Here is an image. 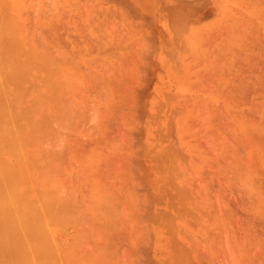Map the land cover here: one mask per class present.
<instances>
[{
	"label": "rangeland",
	"instance_id": "rangeland-1",
	"mask_svg": "<svg viewBox=\"0 0 264 264\" xmlns=\"http://www.w3.org/2000/svg\"><path fill=\"white\" fill-rule=\"evenodd\" d=\"M37 2L12 0L9 3L13 8L6 0H0V23L11 28L16 18L15 22L21 20L17 29L21 26L26 34L32 33L29 35L32 41L28 39L26 43L29 36L21 37L22 30H18L21 42L17 43L27 52L32 48L29 44L36 45L33 54L37 50L42 54L38 59L41 64L36 68L29 65L34 71L27 68L29 74L24 72L25 77L29 75L28 80L24 79L26 85L23 78L21 81L13 77L22 84L10 80L11 88L16 89L15 83L21 86L20 90L22 85L30 89L25 98L19 95L24 96L25 89L19 92L17 88L15 91L19 93L11 94L14 89L5 86L10 100L5 89L3 95L0 88L4 103L12 105L10 115L14 116H10V121L18 128L17 133L20 131L19 138L23 137L18 149L15 145L16 155L13 146L12 149L5 146V150L0 146L1 160L19 161L20 170L17 163L13 166L14 162L0 161L3 173L10 166L13 171L4 173L6 180L11 178L8 181L0 177V188L4 193V189L14 193V198L10 192L7 197L21 213L20 219L9 224L4 220L6 213L1 211L0 219L4 221L0 220V234L6 233L7 229L1 230L6 224L15 225V233L23 235L20 240L36 250L29 249L30 254L34 253L30 255L33 264H176L175 258L182 264H264V0H39V6ZM4 6L9 10H5L9 23L3 17ZM169 6L172 8L168 9ZM170 11L175 14L170 15ZM169 16L177 20L172 21ZM14 36L11 40L6 36L11 47ZM32 57L29 59L36 63L39 57ZM1 58L7 62L3 54ZM8 73L3 76L6 80L12 77ZM55 73L61 79L60 87L56 85ZM6 80L3 85L10 83ZM35 85L46 93L42 92L44 102L42 95L38 96L39 91L35 93ZM49 88L55 89L54 93ZM27 95L35 97V104L39 97L43 117L37 111L41 108L34 110ZM47 95L54 100H47ZM17 99H21L23 106L17 105ZM3 100L0 99V106L2 102L8 110ZM63 109H67L66 113ZM4 116L7 118L9 113ZM3 120H0L2 135L6 126V122L2 125ZM11 124L8 126L13 129ZM7 133L11 132L7 131L3 137L0 134V145H7V139L10 143L16 141L12 139L17 138V133H11L12 138ZM22 159L27 163L28 173L27 169L21 171ZM42 162L47 170L42 171ZM14 171L23 173L22 180ZM26 176L32 177L31 182L37 181L36 187L31 184L33 191L27 184L29 178L24 180L25 184L21 182ZM13 180L18 183L16 188L19 185L22 189L19 194ZM26 191L33 196L28 197ZM52 209L53 213L58 211L55 214L62 210L66 214L55 219L56 215H49ZM40 210L41 215L46 211L49 218L42 219V215L41 222L36 217L31 219L34 224L28 222ZM21 216L27 217V221L21 222ZM43 222L45 228L46 225L51 228L47 234L40 228ZM36 224L39 231L31 230L28 235L20 232L23 225L37 229ZM236 246L243 247L245 253L233 249ZM5 254L0 255V261L4 257L9 264L10 258Z\"/></svg>",
	"mask_w": 264,
	"mask_h": 264
},
{
	"label": "bare ground",
	"instance_id": "bare-ground-1",
	"mask_svg": "<svg viewBox=\"0 0 264 264\" xmlns=\"http://www.w3.org/2000/svg\"><path fill=\"white\" fill-rule=\"evenodd\" d=\"M11 1H12V0H6V2H8L7 4H9V5H11V4L9 3V2H11ZM41 1H42V0H41ZM38 2H39V0H38ZM38 2H37V4H38ZM230 2H231V1H230ZM39 3H40V2H39ZM43 3H44V1H43ZM259 3H260V2H259ZM261 3H262V1H261ZM4 4H6V3H4ZM233 4H234V3H233ZM11 6L14 8L13 5H11ZM24 6H25V5H24ZM38 6H39V4H38ZM230 6H231V5H230ZM4 7H5V6H4ZM44 7H46L45 4H44ZM261 7H262V6H261ZM10 8H11V7H10ZM42 8H43V7H42ZM90 8H91V7H90ZM96 8H97V7H96ZM167 8H168V7H167ZM171 8H172V6H169L168 9H171ZM173 8H174V7H173ZM11 9H12V8H11ZM37 9H38V8H37ZM54 9H55V8H54ZM233 9H234V8H233ZM247 9H248V8H247ZM5 10H8V7H7V8H6V7L4 8V16H3V17L6 18V20H7V19L9 18V16L7 15V13L5 14ZM14 10H15V9H14ZM23 10H24V9H23ZM38 10H39V9H38ZM40 10H41V9H40ZM91 10H92V9H91ZM172 10H174V9H172ZM242 10H244V9H242ZM8 11H9V10H8ZM8 11H7V12H8ZM168 11H169V10H168ZM175 11H176V9H175ZM180 11H181V10H180ZM180 11H178V12L180 13ZM172 12H173V14H175L174 11H172ZM172 12L170 11V15H172V14H171ZM183 12H184V11H183ZM225 12H226V11H225ZM248 13H249V12H248ZM8 14H9V12H8ZM168 14H169V13H168ZM176 14H177V13H176ZM193 14H194V13H193ZM5 15H6V17H5ZM9 15H10V14H9ZM82 15H83V14H82ZM177 15H178V14H177ZM186 15H187V14H186ZM188 15H189V14H188ZM7 16H8V17H7ZM172 16H173V15H172ZM172 16H171V17H172ZM180 16H181V15H180ZM34 17H35V16H34ZM43 17H44V16H43ZM169 17H170V16H169ZM171 17H170V18H171ZM36 18H37V15H36ZM170 18H169V19H170ZM173 18H174V17L171 18L172 21H173ZM176 18H177V17H176ZM187 18H188V17H186V19H187ZM189 18H190V17H189ZM189 18H188V19H189ZM16 19H17V18H16ZM16 19L14 20V24H12L13 27H11V28H14V29H11L9 24H8V25H9V28H10V29L7 28V27H4V25L0 23V44L2 43V45H0V51L4 50V52H6L5 55H4V52H3L2 54H3V56H4V59L7 60V62L4 61V60L2 61V60H1V59H2V58H1V57H2V54L0 53V56H1V57H0V58H1V59H0V62H2V64H0V65L3 67V69L5 68L3 71H5L6 73H7V71H8V72H9L8 75L10 74V75L12 76V77L9 76V78L7 77V78H8V79H7L8 81L13 80L15 83H21V81H22L21 79L23 78L22 83H23L24 85H26V84H25L26 81H25L24 79H27V80H28V78H29L28 76H29V75H27V76L25 77L24 72L27 71L28 69H32V72H33V71H34V70H33L34 68H30V66H32V67L35 66V68H36V67L38 66V64L40 63L39 61H41V60L38 61V59H41V55H42V54L39 53L38 50L35 51V55L33 54V53H34L33 51L36 50V47H35L36 45L34 46V45L32 44V45L35 47V49H34L33 46L29 44V46L32 47L33 50H32V48L29 47L32 51L29 49L30 52H27L26 49H23V46H20V45H21L20 43H19V44L17 43L18 40L21 42V39H18V38H19V36H18V30H22V33H23V34H21V37H23V35L26 34L27 31L24 32V30H23L24 28L22 27V28H23V29H22L21 26H18L20 29H17L16 24L19 25L20 23H22V21L20 20V23L18 22L19 20H18L17 22H15ZM37 19H38V18H37ZM82 19H83V18H82ZM179 19H180V18H179ZM190 19H191V18H190ZM8 20H9V19H8ZM8 20H7V21H8ZM38 20H39V19H38ZM38 20H37V21H38ZM174 20H175V18H174ZM176 20H177V19H176ZM176 20H175V21H176ZM180 20H181V19H180ZM9 21H10V20H9ZM9 21L6 22V23H9ZM39 21H40V20H39ZM115 21H116V20H115ZM115 21H114V22H115ZM175 21H174V23H175ZM220 21H221V20H220ZM81 22H82V21H81ZM187 22H188V20H187ZM18 23H19V24H18ZM38 23H39V22H38ZM82 23H83V22H82ZM178 23H179V22H178ZM182 23H183V22H182ZM182 23H181V24H182ZM229 23H230V22H229ZM10 24H11V23H10ZM187 24H188V23H187ZM219 24H220V23H219ZM81 25H82V24H81ZM170 25H171V24H170ZM176 25H177V24H176ZM176 25H175V26H176ZM179 25H180V23H179ZM183 25H184V24H183ZM87 26H88V25H87ZM177 26H178V25H177ZM193 26H194V25H193ZM221 26H222V25H221ZM178 27H179V26H178ZM180 27H181V26H180ZM184 27H185V26H184ZM186 27H187V26H186ZM196 27H198V26H196ZM196 27H195V29H196ZM15 28H16V29H15ZM175 28H177V27H175ZM42 29H43V28H42ZM86 29H87V28H86ZM177 29H178V28H177ZM179 29H180V28H179ZM179 29H178V30H179ZM12 30H13V32H12ZM14 30H15V31H14ZM178 30H177V31H178ZM202 30H203V29H202ZM16 31H17V32H16ZM36 31H37V29H36ZM36 31H35V32H36ZM42 31H44V29H43ZM186 31H187V30H186ZM193 31H194V29H193ZM5 32L7 33V35H9V39H10V40H11L10 37H13V35H15V36H14L15 38L18 36V37L16 38L17 40L14 38V42H12V41H13V38H12V41H11V42L14 43V46L12 45V47H11V45H10V40H9V41L7 40V38H8V37H6L7 35L4 36V35H5V34H4ZM14 32H16V33H14ZM19 32H20V31H19ZM148 32H149V31H148ZM179 32H180V31H179ZM194 32H195V31H194ZM194 32H192V33H194ZM196 32H197V31H196ZM214 32H215V31H214ZM13 33H14V34H13ZM28 33H29V32H28ZM40 33H41V32H40ZM87 33H88V32H87ZM189 33H190V32H189ZM199 33H201V30H200ZM199 33H198V34H199ZM218 33H220V32H218ZM231 33H232V32H231ZM12 34H13V35H12ZM31 34H32V33H31ZM31 34H29V35L31 36ZM34 34H35V33H34ZM208 34H210V33L208 32ZM211 34H212V33H211ZM215 34H216V33H215ZM224 34H225V33H224ZM26 35H28V34H26ZM29 35H28V36H29ZM37 35H38V34H36V37L38 38L39 36H37ZM45 35H46V34H45ZM134 35H135V34H134ZM192 35H194V34H192ZM206 35H207V33H206ZM24 36H25V35H24ZM30 36L25 38L26 41H25V40H24V41H25L26 43H27V41H30V40H28V39H31ZM41 36H42V35H41ZM178 36H179V35H178ZM183 36H184V35H183ZM201 36H202V35H201ZM4 37H5V38H4ZM44 37H45V36H44ZM148 37H149V36H148ZM195 37H196V36H195ZM197 37H198V36H197ZM253 37H254V35H253ZM253 37H252V38H253ZM37 38H36V39H37ZM115 38H116V37H115ZM179 38H180V37H179ZM52 39H53V38H52ZM5 40L8 42V45H7V44L5 45V43H6ZM33 40H35V39H33ZM37 40H38V39H37ZM37 40H36V41H37ZM134 40H135V39H134ZM134 40H133V41H134ZM31 41H32V39H31ZM178 41H179V40H178ZM184 41H185V40H184ZM186 41H187V40H186ZM240 41H241V40H240ZM39 42H40V40H39ZM43 42H44V40H43ZM100 42H101V41H100ZM100 42H99V43H100ZM12 43H11V44H12ZM46 43H48V42H46ZM64 43H65V41H64ZM135 43H136V42H135ZM197 43H198V42H197ZM197 43H196V45H197ZM15 44H17V45H15ZM40 44H41V43H40ZM40 44H37V45L40 46ZM44 44H45V43H44ZM48 44H49V43H48ZM41 45H43V44H41ZM180 45H181V44H180ZM192 45H193V44H192ZM200 45H201V44H200ZM1 46H2V47L4 46V48L2 49ZM5 46H6V47H9V46H10L11 48L14 49V51L12 50L13 52H9V53H8V52H7L8 49H9V51H11V48H7V49H5ZM15 46L18 47V48L16 49ZM37 47H38V46H37ZM48 47H49V46H48ZM51 47H52V46H51ZM184 47H185V45H184ZM190 47H191V44H190ZM190 47H189V48H190ZM20 48H21V49H20ZM52 48H53V47H52ZM54 48H55V47H54ZM174 48H176V47H174ZM179 48H180V47H179ZM185 48H186V47H185ZM248 48H249V47H248ZM15 49H16V50H19V49H20V51H15ZM38 49H39V47H38ZM140 49H141V48H140ZM172 49H173V48H172ZM177 49H178V48H177ZM177 49H176V50H177ZM183 49H184V48H183ZM249 49H250V48H249ZM249 49H248V50H249ZM21 50H22V51H21ZM50 50H51V49H50ZM54 50H56V49H54ZM173 50H174V49H173ZM190 50H192V49L190 48ZM244 50H247V49H244ZM24 51H26V52L29 53L31 56H33V57H32L33 59H36V57H39V58L36 59V60L38 61V63H37V61H36V63H35V60H34V61H33V60H30L29 58H31V56H30L29 54H25ZM51 51L53 52V49H52ZM51 51H50V52H51ZM58 51H59V50H58ZM60 51H61V50H60ZM171 51H172V50H171ZM187 51H188V50H187ZM15 52L18 53V54H16ZM52 52H51V53H52ZM67 52H68V51H67ZM130 52H131V51H130ZM167 52H168V51H167ZM175 52H176V51H175ZM175 52H174V53H175ZM178 52H179V51H178ZM182 52H183V51H182ZM184 52H185V51H184ZM244 52H245V51H244ZM10 53H11V54H10ZM13 53H14V54H13ZM21 53H22V57H23V58L20 57V56H21V55H20ZM36 53H37V54H36ZM56 53H57V52H56ZM63 53H64V52H63ZM63 53H62V54H63ZM65 53H66V52H65ZM69 53H71V52H69ZM245 53H246V52H245ZM251 53H252V52H250V54H251ZM12 54H13V55H12ZM24 54H25V55H24ZM39 54H41V55L39 56ZM169 54H170V53H169ZM179 54H180L179 56L182 57V53L179 52ZM215 54H216V53H215ZM248 54H249V53H248ZM250 54H249V55H250ZM28 55H29V56H28ZM135 55H136V54H135ZM135 55H134V56H135ZM170 55H171V54H170ZM246 55H247V54H246ZM258 55H259V54H258ZM17 56H18L20 59H23V60H20L19 58H17ZM24 56H25V57H24ZM34 56H35V57H34ZM202 56H203V55H202ZM244 56H245V55H244ZM255 56H256V55H255ZM15 57H16V58H15ZM46 57H47V56H46ZM54 57H55V56H54ZM174 57H175V56H174ZM60 58H61V57H60ZM68 58H69V57H68ZM198 58H199V57H198ZM15 59H16V60H15ZM17 59H19V60L21 61V63L19 62V60H18V62H19V63H18V62H17ZM26 59H27V60H26ZM42 59H43V58H42ZM47 59H48V57H47ZM47 59H46V61H50V60H51V59H50V60H47ZM53 59H54V58H53ZM125 59H126V58H125ZM187 59H188V58H187ZM201 59H202V58H201ZM262 59H263V58H262ZM28 60H29V62H31L30 64H28V63H29ZM44 60H45V59H44ZM136 60H137V59H136ZM22 61H24V62H22ZM26 61L28 62V63H27L28 66H26V65H27V64H26ZM46 61H45V62H46ZM54 61H55V59H54ZM54 61H53V62H54ZM122 61H123V60H122ZM168 61H169V60H168ZM4 62L7 63V65H5ZM32 62H33V63H32ZM42 62H43V60H42ZM56 62H57V61H56ZM56 62H55V64H57ZM128 62H129V61H128ZM253 62H254V61H253ZM47 63H48V62H47ZM65 63H66V62H65ZM70 63H71V62H70ZM250 63H251V62H250ZM262 63H263V61H262ZM40 64H41V63H40ZM44 64H45V63H44ZM150 64H151V63H150ZM169 64L171 65V63H169ZM4 65H5L6 67H5ZM20 65H21V66H20ZM22 65H23V66H22ZM29 65H30V66H29ZM36 65H37V66H36ZM49 65H52V64L50 63ZM71 65H72V64H71ZM175 65H177V64L175 63ZM24 66H26V67H24ZM45 66H46V65H45ZM56 66H57V68H58V67H60V64H59V66H58V64H57ZM221 66H222V65H221ZM244 66H245V65H244ZM2 67H1L0 69H2ZM7 67H8V69H7ZM167 67H168V66H167ZM25 68H26V69H25ZM27 68H28V69H27ZM44 68H45V67H44ZM53 68H54V67H53ZM57 68H56V69H57ZM102 68H103V67H102ZM6 69H7V70H6ZM24 69H25V70H24ZM47 69H48V68H47ZM54 69H55V68H54ZM71 69H72V68H71ZM71 69H70V70H71ZM186 69H187V68H186ZM23 70H24V71H23ZM37 70H39V69L37 68ZM67 70H68V69H67ZM152 70H153V69H152ZM3 71H0V73H3V75L1 74L2 76L0 75V79L2 78V79H1V82H0L1 85H3V83H4L5 80H6V77H5V78L3 77V76H5L4 74H6V73H4ZM45 71H46V69H45ZM47 71H48V70H47ZM52 71H53V70H52ZM58 71H59V70H58ZM75 71H76V70H75ZM93 71H94V70H93ZM263 71H264V70H263ZM263 71H262V73H263ZM59 72H60V71H59ZM59 72H58V73H59ZM105 72H106V71H105ZM128 72H129V71H128ZM26 73H28V71H27ZM48 73L51 75L50 72H48ZM53 73H54V72H53ZM53 73H52V74H53ZM61 73H62V72H61ZM64 73H65V72H64ZM64 73H62V74H64ZM67 73H69V72H67ZM72 73L74 74L75 72L72 71ZM92 73H93V72H92ZM159 73H160V72H159ZM175 73H176V72H175ZM28 74H29V73H28ZM44 74H46V73L44 72ZM65 74H66V73H65ZM177 74H178V73H177ZM6 75H7V74H6ZM36 75H37V74H36ZM55 75H56V77H57V81H56V77H55V82H58V83L56 84V85H58V84L60 83L59 81H60L61 79L58 78L57 73H55ZM59 75H60V74H59ZM69 75H70V74H69ZM215 75H216V74H215ZM262 75H263V74H262ZM40 76H41V75H40ZM75 76H76V75H75ZM178 76H179V75H178ZM253 76H255V75H253ZM256 76H257V75H256ZM260 76H261V75H260ZM13 77H14V78H18L17 80L20 79L21 81H20V82H19V81L16 82L17 80L14 79ZM20 77H21V78H20ZM27 77H28V78H27ZM44 77H45V76H44ZM44 77H42L41 80H42ZM243 77H244V76H243ZM263 77H264V76H263ZM10 78H12V79H10ZM37 78H38V77H37ZM52 78H54V76H52ZM244 78H245V77H244ZM44 79H46V77H45ZM67 79H68V78H67ZM212 79H213V78H212ZM245 79H246V78H245ZM7 80H6V82H8ZM15 80H16V81H15ZM29 80H30V79H29ZM37 80H40V79H37ZM46 80H47V79H46ZM58 80H59V81H58ZM209 80H210V79H209ZM13 81H12V82H13ZM24 81H25V82H24ZM53 81H54V79H53ZM62 81H64V79H63ZM260 81H261V80H260ZM46 82H47V81H46ZM8 83H9V82H8ZM8 83H7V84L5 83L6 85H3L4 87H3V86H0V88H1V90H2V91H1V90H0V91L3 92V93H2L3 95H5L6 92H7L5 86L9 87V89H10V88H11V87H10V84H11V85L13 84V83H11V81H10L9 84H8ZM15 83H14L13 86H16V89H17L18 87H21V86H18V87H17L18 84L16 85ZM22 83H21V84H22ZM26 83H27V82H26ZM43 83H45V82H43ZM48 83H49V82H48ZM48 83L46 84L47 86H48ZM80 83H81V82H80ZM130 83H131V82H130ZM21 84H20V85H21ZM28 84H29V83H28ZM49 84H50V83H49ZM126 84H127V83H126ZM42 85H43V84H42ZM42 85H41V86H42ZM44 85H45V84H44ZM59 85H60V84H59ZM59 85H58V86H59ZM127 85H128V84H127ZM154 85H155V84H154ZM181 85H182V84H181ZM203 85H204V84H203ZM205 85H206V83H205ZM39 86H40V85H39ZM39 86H37V85L34 86V87H35V93H36V91H37V92L39 91V89H37ZM49 86H50V85H49ZM58 86H55V87L57 88ZM81 86H82V85H81ZM232 86L234 87V84H233ZM240 86H241V85H240ZM25 87H26V86H25ZM52 87H53V86H52ZM59 87H60V86H59ZM181 87H182V86H181ZM238 87H239V86H238ZM254 87H255V86H254ZM259 87H260V86H259ZM47 88H48V87H47ZM117 88H118V87H117ZM121 88H122V87H121ZM4 89H5V94H4ZM7 89H8V88H7ZM12 89H14V91L16 90L15 87H14V88L12 87L11 90H12ZM23 89H25V90L23 91V92H24L23 95H24V94L26 95V92L29 94L30 89L27 88V90H26V88H23V85H22V89H21V90H20V88H18L17 90H18V91L20 90L19 92H21ZM32 89H33V88H32ZM49 89H50V88H49ZM103 89H104V88H103ZM103 89H102V90H103ZM263 89H264V88H263ZM11 90H10V91H11ZM28 90H29V91H28ZM33 90H34V89H33ZM51 90H52V91H51ZM119 90H120V89H119ZM126 90H127V89H126ZM206 90H207V89H206ZM213 90H214V89H212V91H213ZM235 90H237V89H235ZM256 90H257V89H256ZM14 91L12 90L11 94H12V93H13V94H15V93H19L18 91H15V92H14ZM50 91H51L50 93H54L53 91H55V89L52 88V89H50ZM207 91H208V90H207ZM247 91H249V90H247ZM251 91H252V89H251ZM1 92H0V93H1ZM42 92H43V91H42ZM42 92H41V90H40V91L38 92V96L42 95V98H41V99H43V101L41 100V102H44L43 93H44V95H45L46 93H45V92L42 93ZM203 92H204V91H203ZM7 93H8V92H7ZM41 93H42V94H41ZM249 93H250V91H249ZM36 94H37V93H36ZM210 94H211V93H210ZM3 95L0 94L1 97H2ZM8 95H9V96H7V94H6V97H7V99H8V97H9V99H10V96H11V95H10V94H8ZM19 95H20V97L25 98V95L22 96L20 93H19ZM89 95H90V94H89ZM126 95H127V94H126ZM16 96H17V94H16ZM16 96H15V97H16ZM27 96H28V95H27ZM36 96H37V95H36ZM38 96H37V97H38ZM232 96H233V95H232ZM244 96H245V94H244ZM17 97L20 98L19 96H17ZM37 97H36V98H37ZM51 97H52V95H51L50 97L47 95L46 98H47V100H48L49 98H50V100H54V98H53V97L51 98ZM89 97H90V96H89ZM236 97H237V96H236ZM23 98H22V100H21V99H17L18 101L16 100V101H17V105H19V104L22 105L21 103L25 102V100H24ZM28 98H29V101H30V104L32 105V107L34 106V107H33L34 110H35V109H38V108H41L42 103H40V99H39V97H38V100H39V101L36 99L38 104H35V102H33V101H35V100H34L35 97L33 98V95H32V97H31V95H29ZM30 98H31V99L33 98V100H30ZM46 98H45V99H46ZM103 98H104V97H103ZM224 98H225V97H224ZM234 98H235V97H234ZM245 98H246V97H245ZM0 99L3 100V97L0 98ZM66 99H67V98H66ZM248 99H249V97H248ZM10 100H11V99H10ZM20 100H21V101H20ZM23 100H24V101H23ZM27 100H28V99H27ZM62 100H64V99H62ZM104 100H105V98H104ZM133 100H134V99H133ZM4 101H6V99L3 100V103H4ZM19 101H20L21 103H20ZM22 101H23V102H22ZM259 101H260V100H259ZM259 101H258V102H259ZM18 102H19V103H18ZM32 102H33L34 104H33ZM51 102H52V101H51ZM61 102H63V101H61ZM65 102H66V100H65ZM5 103H6V102H5ZM5 103H4V104H5ZM46 103H47V102H46ZM226 103H227V102H226ZM263 103H264V102H263ZM24 104H25V103H24ZM47 104H49V103H47ZM62 104H63V103H62ZM68 104H69V103H68ZM208 104H209V103H208ZM238 104H239V103H238ZM247 104H248V103H247ZM256 104H257V103H256ZM256 104H255V105H256ZM260 104H261V103H260ZM2 105H3V104H2V102H1V106H2ZM5 105H7V107H8V103H6ZM10 105H11V104H10ZM15 105H16V104H15ZM31 105H28V106H31ZM59 105H60V104H59ZM88 105H89V104H88ZM209 105H210V104H209ZM262 105H263V104H262ZM1 106H0V109H1ZM11 106H12V105H11ZM11 106L7 108L8 110H5V109H6V108H5L6 106H2V107H4V109H1L2 111H0V114L4 113L5 115L8 116V113H9V116L6 118V117L4 116V114H3V115H0V116H3V118H4L5 120L7 119L6 121H4L3 118H1V117H0V118L3 120V124H2V125L5 126V124H6V126H5L2 130H5L6 132L8 131V132L14 133V135H15V134L17 133V131H18V128H17L16 126H14L13 121H10V116H12V115L14 114V113H13L12 115H10V114L13 112L12 109H11ZM22 106H23V105H22ZM22 106H21V109L24 108V107L22 108ZM69 106H70V105H69ZM203 106H204V105H203ZM203 106H201V107H203ZM233 106H234V105H233ZM48 107H49V105H48ZM70 107H71V106H70ZM89 107H90V105H89ZM89 107H88V108H89ZM208 107H209V106H208ZM255 107H256V106H255ZM258 107H259V106H258ZM258 107H257V108H258ZM9 108H10V109H9ZM64 108H65V106H64ZM66 108H67V107H66ZM91 108H92V107H91ZM243 108H244V107H243ZM17 109H18V107H17ZM28 109L30 110V107H28ZM33 109H32V110H33ZM89 109H90V108H89ZM207 109H208V108H207ZM245 109H246V108H245ZM253 109H254V108H253ZM18 110H19V109H18ZM40 110H42V108L39 109V110H37V111H39V113H38L37 111H34V112H35V114L38 113V114H40V116L43 117V116H44V113H43V111H40ZM63 110H64V109H63ZM66 110H67V109L64 110L65 113H66ZM87 110H88V109H87ZM255 110H256V109H255ZM258 110H259V109H258ZM258 110H257V111H258ZM3 111H4V112H3ZM30 111H31V110H30ZM64 111H63V112H64ZM89 111H91V110H89ZM93 111H94V110H93ZM207 111H208V110H207ZM249 111H251V110H249ZM5 112H6V113L8 112V113L6 114ZM23 112H25V111H22L21 113H23ZM31 112H32V111H31ZM31 112H29L28 115L31 114ZM34 112H33V113H34ZM36 112H37V113H36ZM63 112H62V113H63ZM236 112H237V111H236ZM26 113H27V112H25V114H26ZM65 113H63V115H64ZM197 113H198V112H197ZM203 113H204V112H203ZM23 114H24V113H23ZM42 114H43V115H42ZM204 114H206V112H205ZM32 115H34V114H32ZM70 115H71V114H70ZM200 115H201V114H200ZM208 115H209V114H208ZM235 115H236V114H235ZM244 115H245V114H244ZM13 116H14V115H13ZM54 116H55V114H54ZM71 116H72V115H71ZM25 117H26V116H25ZM32 117H33V116H32ZM42 117H41V118H42ZM122 117H123V116H122ZM13 118H14V117H13ZM26 118H27V117H26ZM34 118H35V117H34ZM36 118H37V117H36ZM41 118H40V119H41ZM202 118H203V117H202ZM206 118H207V117H206ZM239 118H240V117H239ZM254 118H255V117H254ZM1 119H0V120H1ZM8 119H9V121H8ZM32 119H33V118H32ZM63 119H64V117H63ZM68 119H69V118H68ZM15 120H16V119H15ZM35 120H36V119H35ZM45 120H47V118H46ZM238 120H239V119H238ZM7 121H8V122H7ZM38 121H39V120H38ZM65 121H68V120H67V117H66V120H65ZM65 121H64V122H65ZM239 121H240V120H239ZM251 121H253V120H251ZM254 121H255V120H254ZM5 122H6V123H5ZM9 122H10V124L12 123L10 127H12V128L14 127L13 129L9 128V126H8V125H9ZM29 122H30V121H29ZM51 122H53V121H51ZM244 122H245V121H244ZM260 122H261V120H260ZM1 123H2V122H0V124H1ZM4 123H5V124H4ZM249 123H250V121H249ZM249 123H248V124H249ZM32 124H33V123H32ZM38 124H39V123H38ZM50 124H51V127H52L53 124H52V123H50ZM57 124H58V123H57ZM66 124H67V123H66ZM30 125H31V122H30ZM245 125H246V124H245ZM251 125H252V124H251ZM256 125H257V124H256ZM49 126H50V125H49ZM6 127H7V128H6ZM33 127H36V126L33 125ZM241 127H242V126H241ZM45 128H46V127H45ZM53 128H54V126H53ZM55 128H56V127H55ZM0 129H1V127H0ZM7 129H11L12 131H9V130H7ZM16 130H17V131H16ZM5 131H3V133H4L3 135H6V134H5V133H6ZM13 131H14V132H13ZM19 132H20V131H19ZM19 132H18V133H19ZM11 133H7L8 136H10V137H11V136L14 137V135H13V134L11 135ZM18 133H17V136H16L17 138L12 139V140H15V139H16V141H13V143L16 142L15 144L10 143L9 141H11V140L8 141L7 138L4 139V140L7 139V141H5V142H6V143L8 142V143H7L8 146H7L6 144H4L5 142H3L4 145H0V146H4V149H3V150H5V146H6L7 148H9V149H10V148L12 149V146H13V150H14L16 144H17V149L19 148L18 145H20V144L23 143V142H22V141H23V140H22L23 137H22V139H20V138H19V135H21V133H20L19 135H18ZM26 133H27V132H26ZM0 134H1V136L3 137L1 131H0ZM9 134H10V135H9ZM50 134H51V133H50ZM2 137H1V138H2ZM12 137H11V138H12ZM18 138L20 139V142L18 141ZM24 139H25V138H24ZM46 139H47V138H46ZM21 140H22V141H21ZM0 141H1V139H0ZM25 141H27V140H24V142H25ZM1 143H2V141H1ZM9 143H10L11 145H9ZM19 143H20V144H19ZM27 143H29V142H25V144H27ZM12 144H13V145H12ZM30 144H31V143H30ZM32 145H33V144H31L30 146H32ZM45 145H46V144H45ZM45 145H44V146H45ZM9 146H11V147H9ZM20 148H22V147L20 146ZM28 148H29V144H28ZM29 149H30V148H29ZM3 150H1V152H2ZM13 150H12V151H13ZM15 150H16V148H15ZM15 150H14V151H15ZM36 150H37V149H36ZM9 151H10V150H8L6 153H8ZM14 151H13V152H14ZM1 152H0V153H1ZM238 152H239V151H238ZM6 153H5V154H6ZM16 153H17V151H15V154H14V153H11V155H13V154L16 155ZM174 153H175V152H174ZM179 153H180V152L178 151V155H179ZM232 153H233V152H232ZM5 154H4V155H5ZM8 154H9V153H8ZM8 154H6V155H8ZM25 154H26V153H25ZM181 154H182V153H181ZM56 155H58V153H57ZM260 155H261V154H260ZM18 156H20V155H18ZM155 156H156V154H155ZM1 157H2V156H1ZM1 157H0V161H1V162L4 161V163H7V164H8V162L10 163V161L8 160V158H7V161H8V162H7L6 159L1 160ZM22 157H24V156H22V152H21V158H22ZM58 157H59V156H58ZM174 157H175V156H174ZM183 158H184V157H183ZM2 159H3V158H2ZM9 159H10V158H9ZM29 159H30V158H29ZM174 159H175V158H174ZM22 160H23V159H22ZM38 160H39V158H38ZM164 160H166V159L164 158ZM172 160H173V159H172ZM263 160H264V158H263ZM11 161H12V160H11ZM16 161H17V160L15 159V161H13L14 163H13V162H11V163H13V164H12L13 166L16 165V163H17L16 166H17L18 170H20V169H19V168H20V166H19V161H18V162H16ZM24 161H25V160H23L22 162L24 163ZM167 161H168V160H167ZM173 161H175V160H173ZM181 161H182V163H183V160L180 159V162H181ZM35 162H36V161H35ZM180 162H179V163H180ZM4 163H3V164H4ZM11 163H10V164H11ZM52 163H53V162H52ZM182 163H181V164H182ZM7 164H6V165H7ZM10 164H9V165H10ZM25 164H27V163H24V164H23L24 166H23L22 163H21V166H22V168H21L22 170H21V171H23L24 169L26 170V169L28 168V166L25 165ZM0 165H1V164H0ZM44 165H45V164H43V162H42V167H41L42 171H43V169H44ZM56 165H57V164H56ZM16 166H15V167H16ZM26 166H27V168H26ZM35 166H36V165H35ZM222 166H223V165H222ZM0 167H1V166H0ZM10 167H12V166H10ZM10 167H8V171L5 170L4 173H5V172H6V173H7V172L9 173ZM23 167H24V168H23ZM38 167H39V166H38ZM55 167H56V166H55ZM5 168H6V167H5ZM179 168H180V167H179ZM1 169H3V168H0V171H2ZM6 169H7V168H6ZM13 169H14V168H13ZM28 169H29V168H28ZM28 169L26 170L25 173H28ZM36 169H37V168H36ZM52 169H53V168H52ZM11 170H12V169H11ZM11 170H10V171H11ZM44 170H47V169H44ZM53 170H54V169H53ZM120 170H121V169H120ZM21 171H19V172H21ZM11 172H13V171H11ZM14 172H15V171H14ZM19 172L16 171L14 174L18 173V176H19V175H20ZM35 172H36V171H35ZM48 172H49V171H48ZM1 173H2V174H0V175H1L0 177L2 178V176H3V178H4L3 180L8 181L9 179H11V178H9V177H10V176H9V177H8L9 179L6 180L7 177H6V176H5L6 178L4 177V173H3V171H2ZM6 173H5V175H7ZM36 173H37V172H36ZM50 173H51V172H50ZM58 174H60V173H58ZM8 175H9V174H8ZM22 175H23V173L19 176L20 179H21V176H22ZM24 175H25V174H24ZM42 175H43V174H42ZM16 176H17V174H16ZM29 176H30V175H29ZM49 176H52V175L49 174ZM54 177H55V176H53V178H54ZM1 178H0V181H2ZM19 178H18V179H19ZM23 178H24V177H23ZM27 178H29V177L26 176V178L23 179V181H21V182H23V184H25V182L28 181L29 183L27 182V184L30 185V189L36 187V186H34V185L37 184V183H35V182H37V181H35V182H31V178H32V177L29 178L30 181H29V179L27 180ZM41 178H42V177H41ZM45 178H46V177H45ZM49 178H50V177H49ZM20 179H19V182H20ZM21 180H22V179H21ZM24 180H27V181H24ZM16 181H17V180H16ZM42 181H44V180H42ZM230 181H231V180H230ZM230 181H229V182H230ZM8 183H9V182H8ZM13 183H14V184H13L14 186L18 184V183H16V182H14V180H13ZM15 183H16V184H15ZM48 183H49V182H48ZM48 183H46V184H48ZM31 184H32L34 187H32ZM38 184H39V182H38ZM5 185H8V184H5ZM18 186H19V185H18ZM18 186H17V188H16V186L14 187V189H17V190H18L17 192L15 191L17 194H19L18 192H20V191L22 190V189H21L20 187H18ZM258 186H260V185H258ZM8 187H9V186H8ZM25 187H28V186H25ZM115 188H116V187H115ZM260 188H261V187H260ZM34 189H35V188H34ZM4 190H5V193H4L3 191H1V188H0V212H1V211L5 212L6 214H5V216H4V220H7L6 222H9V224H13V222H15L16 219H20V218H18V217L21 215V213H20V215H19L20 210H19V211L16 210L13 201H12L11 199H9L10 196L7 197V195L11 194V196H13V198H14V193H13V192H10V191L7 190V189H4ZM6 190H7V191H6ZM19 190H20V191H19ZM36 190H37V189H36ZM32 191H33V189H32ZM32 191H31V193H33ZM147 191H148V190H147ZM224 191H225V190H224ZM9 192H10V193H9ZM36 192H37V191H36ZM208 192H209V191H208ZM208 192H206V193H208ZM217 192H218V191H217ZM258 192H259V191H258ZM6 193H7V194H6ZM8 193H9V194H8ZM24 193H26V194H28V195L30 194V192L28 193V191H26V192H24ZM114 193H115V192H114ZM185 193L187 194V192H185ZM35 194H36V193H35ZM104 194H105V193H104ZM214 194H215V193H214ZM217 194H218V193H217ZM20 195H22V194H20ZM23 195H24V194H23ZM31 195L33 196V194H31ZM31 195H29L28 197H31ZM43 195H44V194H43ZM119 195H121V194H119ZM188 195H189V194H188ZM208 195H209V194H208ZM258 195H259V194H258ZM35 196H37V195H35ZM40 196H41V195H40ZM107 196H108V195H107ZM172 196H173V195H172ZM212 196H213V195H212ZM215 196H216V195H215ZM22 197H23V196H22ZM26 197H27V195H26ZM135 197H136V196H135ZM20 198H21V197H20ZM32 198H33V197H32ZM32 198H31V199H32ZM47 198H48V197H47ZM103 198H104V197H103ZM33 199H35V198H33ZM40 199H42V197L39 198L38 200H40ZM48 199H49V198H48ZM257 199H258V198H257ZM14 200H15V199H14ZM16 200H17V199H16ZM29 200H30V199H29ZM170 200H171V199H170ZM218 200H219V199H218ZM259 200H260V199H259ZM31 201H32V200H31ZM36 201H37V200H36ZM45 201H46V200H45ZM52 201H53V200H52ZM63 201H64V200H63ZM105 201H106V200H105ZM253 201H254V200H253ZM253 201H252V202H253ZM25 202H26V201H25ZM27 202H28V201H27ZM41 202H42V201H41ZM59 202H60V201H59ZM174 202H175V201H174ZM174 202H170V203L172 204V203H174ZM252 202H251V203H252ZM255 202H256V201H255ZM46 203H47V202H46ZM64 203H65V202H64ZM105 203H106V202H105ZM130 203H131V202H130ZM175 203H176V202H175ZM195 203H196V202H195ZM195 203H193V204H195ZM210 203H211V202H210ZM16 204H17V203H16ZM19 204H20V203H19ZM31 204H33V202H31ZM36 204H37V203H36ZM36 204H35V205H36ZM49 204H50V203H49ZM125 204H126V203H125ZM196 204H197V203H196ZM252 204H253V203H252ZM24 205H25V204H24ZM35 205L33 206L34 208H35ZM64 205H65V204H64ZM106 205H107V204H106ZM111 205H112V204H111ZM111 205H110V206H111ZM126 205H127V204H126ZM131 205H132V204H131ZM226 205H227V204H226ZM257 205H258V204H257ZM257 205H255V206H257ZM17 206H18V205H17ZM17 206H16V207H17ZM21 206H22V205H21ZM132 206H133V205H132ZM158 206H159V205H158ZM183 206H184V205H182L181 207H183ZM121 207H122V205H121ZM181 207H179V208H181ZM19 208H21V207L19 206ZM36 208L38 209L37 206H36ZM56 208H57V207H56ZM190 208H191V207H190ZM22 209H23V208H22ZM22 209H21V210H22ZM39 209H40V208H39ZM39 209H38V210H39ZM41 209H42V208H41ZM112 209H113V208H112ZM130 209H131V208H130ZM133 209H134V208H133ZM184 209H185V208H184ZM27 210H28V209H27ZM35 210H36V209H35ZM56 210H57V209H56ZM110 210H111V209H110ZM166 210H168V209H166ZM169 210H170V209H169ZM188 210H189V209H188ZM260 210H261V209H260ZM32 211H33V210H32ZM108 211H109V210H108ZM108 211H107V212H108ZM115 211H116V210H115ZM205 211H206V208H205ZM220 211H221V210H220ZM34 212H35V211H34ZM41 212H42V211L40 210V212H39L38 214H36L37 212H36L35 214H33V215H32V218H30V220H29V218H28V222L30 221V223H33V224H34V221L31 220V219H33L34 217H36V221H37V222H39V219H40V222H41V217H40V216L43 215V214H42V215L40 214ZM50 212H52V213H49V215H50V214H51V215L53 214V216H54V215L57 216V217L55 216V219L60 218L61 216H65V215H64L65 212H64L63 210H62V212H59V215H58V214H55V213H57L58 211L53 213V209H52V211H50ZM113 212H114V209H113ZM167 212H169V211H167ZM191 212H192V211H191ZM254 212H255V211H254ZM22 213H23V212H22ZM29 213H31V212H29ZM45 213H46V211H45ZM45 213H44L42 219H44V217H47L48 214L46 215ZM74 213H75V212H74ZM110 213H111V212H110ZM128 213H129V212H128ZM177 213H178V212H177ZM193 213H195V212H192V214H193ZM205 213H207V212H205ZM23 214H24V213H23ZM39 214H40V215H39ZM61 214H62V215H61ZM65 214H66V213H65ZM113 214H114V213H113ZM215 214H216V213H215ZM233 214H234V213H233ZM253 214H254V213H253ZM35 215H36V216H35ZM60 215H61V216H60ZM71 215H72V214H71ZM78 215L80 216V214H78ZM88 215H89V214H88ZM95 215H96V214H95ZM95 215H94V216H95ZM107 215H109V214H107ZM27 216H29V215H27ZM30 216H31V215H30ZM38 216H39V217H38ZM53 216H52V217H53ZM82 216H83V215H82ZM82 216H81V217H82ZM109 216H111V215H109ZM114 216H115V215H114ZM193 216H194V215H193ZM207 216H208V215H206V218H208ZM255 216H256V215H255ZM70 217H71V216H70ZM86 217H87V216H86ZM127 217H128V216H127ZM127 217H126V220H127ZM174 217H175V216H174ZM204 217H205V216H204ZM38 218H39V219H38ZM47 218H49V217H47ZM50 218H51V217H50ZM115 218H116V217H115ZM206 218H205V219H206ZM1 219H2V221H4L3 218H1ZM1 219H0V220H1ZM21 219H22L21 222L27 221V217H23V216H21ZM23 219H24V220H23ZM34 219H35V218H34ZM53 219H54V218H53ZM87 219H88V218H87ZM173 219H174V218H173ZM234 219H235V218H234ZM47 220H48V219H47ZM171 220H172V219H171ZM45 221H46V219H45ZM122 221H123V220H122ZM122 221H121V222H122ZM189 221L191 222L192 220H189ZM203 221H204V220H203ZM223 221H224V220H223ZM239 221H240V220H239ZM37 222H36V223H37ZM125 222H126V221H125ZM176 222H177V221H176ZM176 222H174V223H176ZM194 222H195V221H194ZM213 222H214V221H213ZM224 222H225V221H224ZM226 222H227V221H226ZM107 223H108V222H107ZM203 223H204V222H203ZM207 223H208V221H207ZM233 223H234V222H233ZM43 224H45V223L43 222L42 224H40V225H42V227L37 226L38 224H36V228H37V229H35V228H34V229H31L32 227H29L28 225H26V227H25V226L23 225L24 229H20V232H22L21 230H23L22 233H24L25 235H28L27 232L29 233V232H31V230H33V231H39L38 228L40 227L41 229H43L44 233L47 234V233L49 232V230L51 231V228H50L49 226H47V225H46V228H45V226H44ZM127 224H128V223H127ZM171 224H172V223H171ZM224 224H225V223H224ZM238 224H239V222H238ZM21 225H22V224H21ZM118 225H119V224H118ZM118 225H117V226H118ZM120 225H121V224H120ZM125 225H126V224H125ZM236 225H237V223H236ZM239 225H240V224H239ZM247 225H248V224H247ZM30 226H32V224H31ZM114 226H115V225H114ZM123 226H124V225H123ZM128 226H129V225H128ZM171 226H172V225H171ZM222 226H223V225H222ZM233 226H234V225H233ZM33 227H35V226H33ZM43 227H44V228H43ZM140 227H141V226H140ZM223 227H224V226H223ZM228 227H229V226H228ZM236 227H237V226H236ZM245 227L247 228V226H245ZM8 228H9V229H8ZM26 228H27V229H26ZM49 228H50V229H49ZM96 228H97V227H96ZM117 228H118V227H117ZM121 228H122V226H121ZM130 228H131V227H130ZM187 228H188V227H187ZM189 228H190V227H189ZM226 228H227V227H226ZM4 229H7V231H6V233H4V235L0 234V235H1V236H0V250L6 252V254H5L4 256H7V257L9 256V258H10V263H9V264H33V263L31 262L32 260H31V258H30V255H31V254H34V253L31 252V254H30V250H31V249H34V250H35V248H33L32 246L30 247L31 244L29 245V243L22 242V241L20 240V239H21L20 236H23V235H22V234H20V235L17 234L18 232L15 233V230H16L15 225H8V226H7V224H6L5 227L2 228L1 230H4ZM25 229H26V230H25ZM44 229H45V230H44ZM109 229H110V228H109ZM243 229H244V228H243ZM27 230H28V231H27ZM111 230H112V229H111ZM190 230H191V229H190ZM16 231H17V230H16ZM18 231H19V230H18ZM94 231H95V229H94ZM164 231H165V230H164ZM187 231H188V230H187ZM206 231H207V230H206ZM250 231L252 232V230H250ZM25 232H26V233H25ZM96 232H97V231H96ZM182 232H183V231H182ZM184 232H185V231H184ZM213 232H214V231H213ZM244 232H246V230H245ZM253 232H254V231H253ZM98 233H99V231H98ZM241 233H242V231H241ZM247 233H248L247 236H250L248 230H247ZM40 234L43 235V232L40 233ZM119 234H120V233H119ZM205 234H206V233H205ZM227 234H228V233H227ZM197 235H199V234H197ZM118 236H119V235H118ZM209 236H210V234H209ZM209 236H208V237H209ZM225 236H226V235H225ZM229 236H230V234H229ZM122 237H123V236H122ZM252 237H253V236H252ZM260 237H261V236H260ZM177 238H178V237H177ZM209 238H210V237H209ZM216 238H217V237H216ZM227 238H228V237H227ZM247 238L249 239V237H247ZM121 239H122V238H121ZM124 239H125V238H124ZM197 239H198V238H197ZM199 239H200V238H199ZM225 239H226V238H225ZM254 239H256V238L254 237ZM110 240H111V239H110ZM210 240H211V239H210ZM214 240H216V239H214ZM177 241H178V239H177ZM203 241H204V239H203ZM217 241H218V240H217ZM233 241H234V239L232 240V242H233ZM256 241H257V240H256ZM109 242H110V241H109ZM179 242H180V241H179ZM204 242H205V241H204ZM227 242H228V241H227ZM243 242H244V241H242V243H243ZM106 243H107V242H106ZM255 243H256V242H255ZM110 244H111V243H110ZM119 244H120V243H119ZM132 244H133V243H132ZM230 244H231V243H230ZM237 244H238V243H237ZM27 245H28L30 248H29ZM103 245H104V244H103ZM183 245H184V244H183ZM183 245H181V246H183ZM208 245H209V244H208ZM211 245L213 246L212 242H211ZM241 245H242V244H241ZM244 245H245V244H244ZM257 245H258V244H257ZM26 246H27V247H26ZM99 246H100V245H99ZM99 246H98V247H99ZM214 246H215V244H214ZM216 246H217V245H216ZM229 246H230V245H229ZM237 246H238V245H237ZM237 246H236V248L233 247V249H235L236 251H238L240 254H241V253L244 254L246 250L244 251V250H243V249H244L243 247H240V246H239V247H240V248H239V247H237ZM38 247L40 248V246H38ZM38 247H36V248L38 249L37 251H39V248H38ZM122 247H123V246H122ZM122 247H121V249H122ZM231 247H232V246H231ZM196 248H197V247H196ZM213 248H214V247H213ZM226 248H227V247H226ZM242 248H243V249H242ZM29 249H30V250H29ZM97 249H98V248H97ZM179 249H180V248H179ZM227 249H228V248H227ZM227 249H226V250H227ZM237 249H239V250H237ZM98 250H99V249H98ZM109 250H111V249H109ZM242 250H243V251H242ZM35 251H36V250H35ZM112 251H113V250H112ZM4 252H2V253L0 252V255L4 254ZM28 252H29V253H28ZM114 252H115V251H114ZM175 252H176V251H175ZM188 252H189V250H188ZM228 252H229V250H228ZM176 253H177V252H176ZM122 254H124V253H122ZM180 254H181V253H180ZM186 254H187V253H186ZM186 254H185V255H186ZM117 255H118V254H117ZM127 255H128V254H127ZM129 255H130V254H129ZM129 255H128V256H129ZM174 255H175V254H174ZM176 255H177V254H176ZM181 255H182V254H181ZM181 255H180V256L178 255L177 257L182 258L183 256H181ZM188 255H189V254H188ZM255 255H257V254H255ZM31 256H32V255H31ZM100 256H101V254H100ZM104 256H107V255H104ZM115 256H116V255H115ZM128 256H127V257H128ZM1 257H2V256H0V259H1ZM119 257H120V256H119ZM123 257H124V255H123ZM174 257H176V256H174ZM184 257H185V256H184ZM187 257L189 258V256H187ZM255 257H256V256H255ZM96 258H97V257H96ZM120 258H121V257H120ZM131 258H132V257H131ZM185 258H186V257H185ZM247 258H248V257H247ZM257 258H258V257H257ZM98 259H99V258H98ZM98 259H97V261H98ZM100 259H102V256L100 257ZM116 259H117V257H116ZM134 259H135V258H134ZM176 259H177V262L180 261L179 258H175V260H176ZM178 259H179V260H178ZM183 259H184V258H183ZM183 259H182V261H183ZM186 259H187V258H186ZM237 259H238V258H237ZM250 259H251V258H250ZM5 260H6V259H4V257H3V259H2L0 262H3L2 264H7L6 262H7L8 260H7V261H5ZM104 260H105V258H104ZM104 260H102V261H104ZM112 261H113V260H112ZM122 261H123V260H122ZM122 261H121V262H122ZM131 261H132V260H131ZM133 261H134V260H133ZM4 262H5V263H4ZM8 262H9V261H8ZM99 262H100V260H99ZM104 262H105V261H104ZM124 262H125V261H124ZM177 262L175 261L176 264H177ZM180 262H181V261H180ZM180 262H178V264H180ZM196 262H197V261H196ZM109 263H110V262H109ZM94 264H95V263H94ZM98 264H99V263H98ZM111 264H112V263H111ZM181 264H182V262H181ZM183 264H184V263H183Z\"/></svg>",
	"mask_w": 264,
	"mask_h": 264
}]
</instances>
